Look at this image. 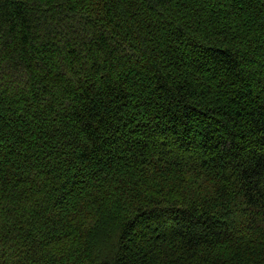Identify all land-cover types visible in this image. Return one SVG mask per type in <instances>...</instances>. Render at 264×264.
Returning a JSON list of instances; mask_svg holds the SVG:
<instances>
[{"label": "trees", "instance_id": "obj_1", "mask_svg": "<svg viewBox=\"0 0 264 264\" xmlns=\"http://www.w3.org/2000/svg\"><path fill=\"white\" fill-rule=\"evenodd\" d=\"M0 264H264V0H0Z\"/></svg>", "mask_w": 264, "mask_h": 264}]
</instances>
